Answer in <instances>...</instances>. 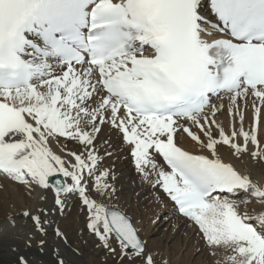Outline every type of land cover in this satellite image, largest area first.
<instances>
[{"label":"snow or ice","instance_id":"6c2138e0","mask_svg":"<svg viewBox=\"0 0 264 264\" xmlns=\"http://www.w3.org/2000/svg\"><path fill=\"white\" fill-rule=\"evenodd\" d=\"M114 156L225 264H264V183L233 162H264V0H0V177L40 194L24 249L72 264L58 217L74 201L106 257L158 264L108 203Z\"/></svg>","mask_w":264,"mask_h":264},{"label":"bare ground","instance_id":"6f19581e","mask_svg":"<svg viewBox=\"0 0 264 264\" xmlns=\"http://www.w3.org/2000/svg\"><path fill=\"white\" fill-rule=\"evenodd\" d=\"M205 2H207V0H205ZM214 102L216 104H223L225 106V111H223L221 114H218L216 116V119L218 121L223 122L226 128L230 127L231 117L229 115V112L227 111V106L229 103L228 96L226 95L221 96L219 99H216ZM113 140L115 141V137H113ZM182 143L187 148H190V149L193 148V144L190 142V138H188L186 134H185V137ZM233 162L235 166L238 169H240L242 172H245L246 174L250 172L253 179H256L260 181L261 183H264V162L255 161L248 157L237 159ZM108 164H111L112 168L115 171L116 176L118 175L119 168H126L129 166L127 163V160L123 156H121L119 159H117L114 156L112 160L106 161L105 166H107ZM127 173L128 172H126V174ZM119 178H121L120 180L122 181V177L120 176ZM133 179L134 178H132L131 181ZM135 182H138L136 177H135ZM136 186L137 184L135 183V185L132 188L136 189ZM135 189L134 191H137V193L138 191H140L141 192L140 196L145 198L144 200L145 203L143 205V208L145 210V212L144 210L143 212L145 213V215L143 214L142 216L135 215L136 218H134V222L140 229V235L142 239H146L147 236L152 231L154 232L160 231L161 227L165 225L172 226L170 232L167 234L168 241L169 239L172 240L176 238L177 235L180 236L179 233H182L185 236V238L183 239L182 243H179V245L176 246V249L178 250L177 255L174 258L171 257L173 258V260L172 259L171 260L174 264H183V261H180L179 259H180L181 253H183L188 247L191 246L190 241L197 242V245L195 246L196 249L201 245L200 238L196 230L192 227L191 224L186 223L182 217H178L175 214V212L172 209V203L170 201L166 200L162 204H153L151 200V195L148 191H146L144 188H141V187L136 190ZM50 198H51V194H50ZM39 200H40L39 191H36V190L29 191L26 187L21 186L17 183H14L13 181L7 178H4V177L0 178V264H14L15 255L10 251V249L12 248L20 249V251L23 252L32 261V264H52L55 257L54 255L51 254L50 251L42 252L39 250L38 247H32L30 249H24L23 247V238L31 230V222L23 218L21 216V213L37 205L39 203ZM76 206H77L76 202L74 201L69 202V206L66 210V214L62 217H58V227L59 228L61 224L63 223V220H66L68 223L73 225V221H75L74 219L75 218L77 219V217L79 216L77 215ZM240 206H241L242 211H247L253 216H255L256 211L259 209L258 202H247L246 201L244 203H241ZM144 217L148 219L147 221H150L149 227H145L147 221L146 219H144ZM157 223H161V227H159L158 229H155V225ZM50 243H52L51 240H50ZM61 247L63 248L65 255L68 256V258L72 261V264H92V261L90 259H87L83 255V252L79 253V251H77L76 249H72L71 248L72 246H70V244H68L67 241H65L64 244L61 245ZM168 250H169V246H166V250L163 255L164 258L166 257V259L167 257H169ZM52 251H55V249ZM191 251H194V247L191 249ZM216 252H219V251H216ZM211 256L214 257L213 254ZM218 256L220 257V255ZM221 257L219 258V260L225 261L224 256L222 258ZM206 259L207 258H205V260ZM214 260L216 261V259ZM203 263L205 264V261Z\"/></svg>","mask_w":264,"mask_h":264},{"label":"rangeland","instance_id":"374dc122","mask_svg":"<svg viewBox=\"0 0 264 264\" xmlns=\"http://www.w3.org/2000/svg\"><path fill=\"white\" fill-rule=\"evenodd\" d=\"M128 167L119 168V172H118L117 177L121 176L122 181L120 180L121 178L118 177L117 182H116V186H118L117 187V189H118V191H117L118 200L114 201V202H108V203H116L117 206L124 207L125 210L128 212V214L134 220V218H136V216H138V215H141V216H142V214L145 215V213H144L145 210L143 208V205L145 203L144 202L145 198L140 196V193H141L140 191H138V193H137V191H134L135 188H132L136 183L137 184L136 189H138V188H140L139 187L140 184H138V182H135L134 173L132 172L131 167L130 166H128ZM126 172H128V173L126 174ZM126 175H128V176H126ZM0 178H2V177H0ZM132 178H134V179L131 181ZM131 185H133V186H131ZM76 204H77L76 211H77V215H79V216L77 217V219L76 218L74 219L75 221H73V225L68 223L66 220H63V223L61 224V229L64 233H66L65 236L67 237V241H69L68 243L70 244V246H72L71 248L76 249L77 251H79V253L83 252V255L87 259H90L92 261V264H117V262L114 259H112L111 257H106V253L102 249L98 248L96 239L94 238L93 235L90 234L89 230L86 228V221L84 218L85 216H83L84 214L80 211V208H79L77 202H76ZM143 210H144V212H143ZM79 217L81 220L79 219ZM144 219H146V221L148 220L145 217H144ZM149 224H150V221H147L145 227H149ZM159 227H161V223H157L155 225V229H158ZM171 228H172V226H169V225L166 226L165 225V226L161 227L160 231H157V232L152 231L147 236L146 239H143L148 244L149 248L154 249L155 252L158 254V264H161V259H162V264H174L172 262V260L177 255V251H178L176 249V246L179 245V243H182L183 239L185 238V236L182 233H179L180 236L177 235L176 238H174L172 240L169 239V241H168L167 234L170 232ZM190 244H191V246L188 247L183 253H181L179 260L183 261V264H204L203 263L204 261H205V264H207V263L208 264H222V263L225 264V261L224 260L220 261L219 258L221 256L222 257L224 256V259H226V254H227V253H225L226 250L225 251L224 250L222 251V249L219 250V252L222 251L223 254H222V252L221 253H219V252H214V253L210 252L209 253V249L206 247L205 248L202 247V245H200L196 249L195 248V246L197 245L196 241H194V242L190 241ZM166 246H169V250H168V256L169 257H167V259H166V257L164 258V256H163L165 253V250H166ZM191 247L192 248L194 247V251H191V249H192ZM202 249H203V251H202ZM205 249H207V250H205ZM188 250L191 252H189ZM212 254L214 255V257L211 256ZM204 255H206V256H204ZM218 255H220V257ZM171 257H173V258H171ZM205 258H207L206 259L207 261L205 260ZM214 259H216V261Z\"/></svg>","mask_w":264,"mask_h":264}]
</instances>
